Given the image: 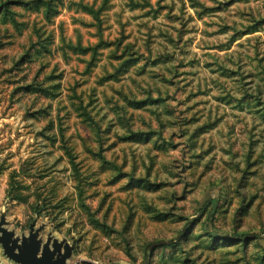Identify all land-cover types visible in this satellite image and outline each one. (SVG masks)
<instances>
[{
	"label": "rangeland",
	"instance_id": "obj_1",
	"mask_svg": "<svg viewBox=\"0 0 264 264\" xmlns=\"http://www.w3.org/2000/svg\"><path fill=\"white\" fill-rule=\"evenodd\" d=\"M3 213L70 264H264V0H0Z\"/></svg>",
	"mask_w": 264,
	"mask_h": 264
},
{
	"label": "water",
	"instance_id": "obj_2",
	"mask_svg": "<svg viewBox=\"0 0 264 264\" xmlns=\"http://www.w3.org/2000/svg\"><path fill=\"white\" fill-rule=\"evenodd\" d=\"M8 222L3 213L0 217V246L3 254L17 264H70L73 247L66 240L48 235L46 241L40 237L43 226L30 225V235L19 237L6 227ZM0 264H3L0 260Z\"/></svg>",
	"mask_w": 264,
	"mask_h": 264
},
{
	"label": "flooded vegetation",
	"instance_id": "obj_3",
	"mask_svg": "<svg viewBox=\"0 0 264 264\" xmlns=\"http://www.w3.org/2000/svg\"><path fill=\"white\" fill-rule=\"evenodd\" d=\"M1 215H2V214H1ZM0 217H1V216H0ZM35 227H36V226H35ZM42 231H43V230H42ZM42 231H41V232H42ZM41 232H40V237H42ZM15 234H16V236H19L16 232H15ZM29 235H30V226H29V230H28L27 234L24 233V234L20 235L19 237H24V236L27 237V236H29ZM47 236H48V235H47ZM42 238H43V237H42ZM46 239H47V238H46ZM46 239L43 238L44 241H46ZM0 247H1V246H0ZM1 248H2V247H1ZM2 250H3V249H2Z\"/></svg>",
	"mask_w": 264,
	"mask_h": 264
},
{
	"label": "trees",
	"instance_id": "obj_4",
	"mask_svg": "<svg viewBox=\"0 0 264 264\" xmlns=\"http://www.w3.org/2000/svg\"><path fill=\"white\" fill-rule=\"evenodd\" d=\"M159 245H163V243H159Z\"/></svg>",
	"mask_w": 264,
	"mask_h": 264
}]
</instances>
